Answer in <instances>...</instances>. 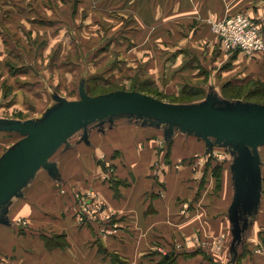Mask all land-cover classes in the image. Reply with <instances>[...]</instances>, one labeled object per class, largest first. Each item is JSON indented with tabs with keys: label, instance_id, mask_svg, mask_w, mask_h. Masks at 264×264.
I'll return each mask as SVG.
<instances>
[{
	"label": "crops",
	"instance_id": "obj_1",
	"mask_svg": "<svg viewBox=\"0 0 264 264\" xmlns=\"http://www.w3.org/2000/svg\"><path fill=\"white\" fill-rule=\"evenodd\" d=\"M152 6L157 12L165 8L185 26L196 24L187 29L186 40L197 36L208 48V56L195 49L199 57L191 61L184 60V49L168 51L174 82L187 74L205 81L216 72L221 55L209 20L243 10L264 24V0H155ZM181 60L186 64L174 68ZM229 62L224 72L237 79L250 72L264 80V51H236ZM80 84L81 97L86 83L83 89ZM51 96L53 104L38 122L0 118V167L68 104L56 91ZM122 117L93 118L44 160L34 158L0 200V264H264V143L208 136L160 118ZM16 123L27 130L12 126ZM6 135L20 138L6 144ZM78 191L91 217L78 215L72 197Z\"/></svg>",
	"mask_w": 264,
	"mask_h": 264
},
{
	"label": "rangeland",
	"instance_id": "obj_2",
	"mask_svg": "<svg viewBox=\"0 0 264 264\" xmlns=\"http://www.w3.org/2000/svg\"><path fill=\"white\" fill-rule=\"evenodd\" d=\"M154 2L0 0V118L9 121L37 119L38 122L53 104L51 94L54 91L68 103L61 111L91 97L129 91L174 105L196 103L194 107L206 109L199 113L209 119L264 128V80L251 77L250 72L240 74V79L235 73L224 72L230 67L233 54L244 51H226L212 28L213 22L245 11L238 10L206 23L216 35L215 51L221 55L215 66L216 72L206 76L205 81L187 74L174 82L172 75H168L173 62L166 61L168 51L184 49L181 50L185 54L184 60L196 59L199 53L195 49H199L200 56L206 51L209 55V52L207 46L198 41L201 40L199 37H190V43L186 40L187 29L196 24L185 26L182 19L168 17L165 8L157 12L152 6ZM254 20L261 26L264 36L263 22ZM174 27L177 29L172 32ZM189 44L193 46L192 50L188 48ZM151 55L157 61L148 59L146 62L145 57ZM141 56L143 61L139 60ZM184 60L174 62V68H182L186 64ZM206 60L209 57H205ZM85 75L89 76L86 81L82 80ZM81 81L86 83V92L80 97ZM114 113L123 116L122 119L161 118L128 110ZM7 136L6 144L20 138L19 135ZM110 173L115 175L113 168ZM83 193L72 192V197L78 204V215L87 218L91 213L84 204ZM44 240L49 241L45 237Z\"/></svg>",
	"mask_w": 264,
	"mask_h": 264
},
{
	"label": "water",
	"instance_id": "obj_3",
	"mask_svg": "<svg viewBox=\"0 0 264 264\" xmlns=\"http://www.w3.org/2000/svg\"><path fill=\"white\" fill-rule=\"evenodd\" d=\"M118 110L154 114L161 117V120L170 121V124L225 140L251 144L264 143V128H255L253 125L249 128L223 119H209L199 113L206 109L169 104L139 92L115 91L76 103L67 111H61L57 116L55 115L38 130L31 132V135L10 153L0 167V200L23 179L35 159L44 160V154L51 153L85 122L106 114H113ZM9 126L11 125H5L2 128ZM12 126L23 131L27 130L21 123L12 124ZM39 148H42V152L40 156H37L35 152ZM234 206L235 209L239 207L238 200L234 201Z\"/></svg>",
	"mask_w": 264,
	"mask_h": 264
},
{
	"label": "built area",
	"instance_id": "obj_4",
	"mask_svg": "<svg viewBox=\"0 0 264 264\" xmlns=\"http://www.w3.org/2000/svg\"><path fill=\"white\" fill-rule=\"evenodd\" d=\"M248 15L239 12L212 23V28L226 51L241 50L249 55L264 51L261 26Z\"/></svg>",
	"mask_w": 264,
	"mask_h": 264
},
{
	"label": "trees",
	"instance_id": "obj_5",
	"mask_svg": "<svg viewBox=\"0 0 264 264\" xmlns=\"http://www.w3.org/2000/svg\"><path fill=\"white\" fill-rule=\"evenodd\" d=\"M229 84H231V83H229Z\"/></svg>",
	"mask_w": 264,
	"mask_h": 264
}]
</instances>
